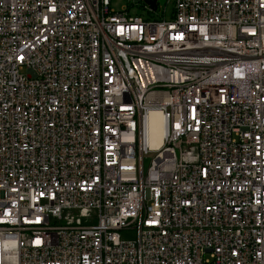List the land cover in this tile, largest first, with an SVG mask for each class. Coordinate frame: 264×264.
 <instances>
[{
  "label": "built area",
  "instance_id": "built-area-1",
  "mask_svg": "<svg viewBox=\"0 0 264 264\" xmlns=\"http://www.w3.org/2000/svg\"><path fill=\"white\" fill-rule=\"evenodd\" d=\"M172 1L0 0V264H264V0Z\"/></svg>",
  "mask_w": 264,
  "mask_h": 264
},
{
  "label": "rangeland",
  "instance_id": "rangeland-1",
  "mask_svg": "<svg viewBox=\"0 0 264 264\" xmlns=\"http://www.w3.org/2000/svg\"><path fill=\"white\" fill-rule=\"evenodd\" d=\"M130 4H133L134 7L129 10L130 15L135 17H143L145 19L150 18L149 10L144 8V2L138 0H112V7L117 11L121 10L124 7H130ZM159 9L155 12L156 16H160L163 14V11L166 8V18L171 20L173 11H174V1L172 0H159L158 1ZM25 73V71H23ZM154 156H150L145 160V170L147 171L150 166L151 160ZM124 238H129L131 235L123 234Z\"/></svg>",
  "mask_w": 264,
  "mask_h": 264
},
{
  "label": "bare ground",
  "instance_id": "bare-ground-1",
  "mask_svg": "<svg viewBox=\"0 0 264 264\" xmlns=\"http://www.w3.org/2000/svg\"><path fill=\"white\" fill-rule=\"evenodd\" d=\"M165 125L163 117L158 112H152L149 116V144L155 149H159L163 143Z\"/></svg>",
  "mask_w": 264,
  "mask_h": 264
},
{
  "label": "water",
  "instance_id": "water-1",
  "mask_svg": "<svg viewBox=\"0 0 264 264\" xmlns=\"http://www.w3.org/2000/svg\"><path fill=\"white\" fill-rule=\"evenodd\" d=\"M145 4L149 5L151 9L156 10L159 0H143Z\"/></svg>",
  "mask_w": 264,
  "mask_h": 264
}]
</instances>
